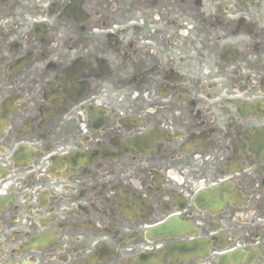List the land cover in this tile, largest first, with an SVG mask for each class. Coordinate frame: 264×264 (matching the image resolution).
<instances>
[{
    "label": "flooded vegetation",
    "instance_id": "af4514ba",
    "mask_svg": "<svg viewBox=\"0 0 264 264\" xmlns=\"http://www.w3.org/2000/svg\"><path fill=\"white\" fill-rule=\"evenodd\" d=\"M0 264H264V0H0Z\"/></svg>",
    "mask_w": 264,
    "mask_h": 264
}]
</instances>
